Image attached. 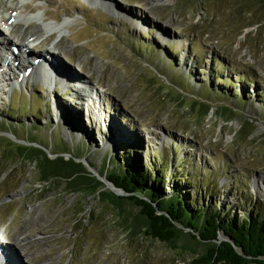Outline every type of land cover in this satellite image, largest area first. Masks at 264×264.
Returning <instances> with one entry per match:
<instances>
[{
	"label": "rangeland",
	"instance_id": "rangeland-1",
	"mask_svg": "<svg viewBox=\"0 0 264 264\" xmlns=\"http://www.w3.org/2000/svg\"><path fill=\"white\" fill-rule=\"evenodd\" d=\"M17 2L0 0V15ZM23 4L35 28L42 26L32 14L45 12L43 22L64 21L67 30L62 65L48 77L25 76L24 66L57 33L30 44L28 60L19 46L15 61L11 47L0 55V264L192 261L189 252L130 236L124 225L138 208L129 201L116 209L97 193L65 191L63 181L41 187L34 164L16 158L18 145L75 158L109 192L101 181L109 155L126 150V162L163 171L166 184L181 182L204 205L239 219L264 213V0ZM24 28L0 23L8 40Z\"/></svg>",
	"mask_w": 264,
	"mask_h": 264
},
{
	"label": "trees",
	"instance_id": "trees-1",
	"mask_svg": "<svg viewBox=\"0 0 264 264\" xmlns=\"http://www.w3.org/2000/svg\"><path fill=\"white\" fill-rule=\"evenodd\" d=\"M250 79L245 78V82ZM223 93L238 98L236 93ZM261 98H264V91ZM13 152L16 158L34 164L41 187L63 181L65 191L95 189L86 171L71 159H49L43 150L33 146L18 145ZM124 153L127 154L126 150ZM124 153L109 155L102 176L127 195L102 193L100 198L116 209L122 208L125 201L138 208L136 216L124 225L130 236L156 240L173 250L189 252L191 264H264V213L248 211L245 218L239 219L218 205H204L197 201L195 194L191 197L184 191L185 185L181 182L170 187L163 171L144 169L139 161L126 162L122 159ZM152 164L149 162V166ZM208 192L210 197L215 189ZM182 239L184 241L180 242ZM199 245L202 246L200 252L196 251Z\"/></svg>",
	"mask_w": 264,
	"mask_h": 264
},
{
	"label": "bare ground",
	"instance_id": "bare-ground-1",
	"mask_svg": "<svg viewBox=\"0 0 264 264\" xmlns=\"http://www.w3.org/2000/svg\"><path fill=\"white\" fill-rule=\"evenodd\" d=\"M7 1L11 2V3L14 2V0H7ZM23 1H25V0H18L17 4L14 7H8L6 9L9 11L8 16H5V15L1 16L0 15V23H3V25H6L8 27V30H10V32H12L14 30V27L17 24H19L20 22L24 23V25H25L23 33L18 32L15 37H13L12 39H9V40L7 37H3L5 34L2 35L0 33V55L1 54L4 55L3 50L5 48L11 47L13 50L11 53L12 59L16 60V55H15L16 46H19L20 49L23 51L22 53H24V55H25L30 50V46H29L30 44L35 43L36 47H40V45L44 41L50 40L49 39L50 36H53L54 33H57V37L59 38L58 42H56L53 45H49V47H45L43 49V51H45L43 57H38L37 55L33 56L32 61L29 62L31 64V66L29 65V63L26 64L27 66H24L23 63L20 62L21 63L20 65L25 67L26 72L28 70L31 71L30 74H28V72H27V74L25 76L29 77V75H30V77H32L34 74L39 73L41 76L45 75L48 77V75L45 72H48L50 74H54V73H56V71L60 67V65H62L61 64L62 62L59 61L60 59L58 58V54L62 53V50L60 48V44L62 42L61 39L64 36V31L67 30L66 25H65L66 23L64 21L63 22L55 21L53 23H48L46 21L43 22L42 21V20H44L43 17L46 16L45 12L43 13V15H41L42 13L38 14V12H37V14H35L36 12L33 13L31 10H29L31 14L33 13L32 16L34 15V18H32V19H36L40 23V25L42 26V27H40L38 25H35L36 27H38V28H35L33 25V24H35L34 21L31 23L30 18H28V17L22 18V13H21L22 10L27 9V6L23 4ZM9 8H11V9H9ZM37 15L39 16V18L37 17ZM29 28L31 30H28ZM1 35H2V38H1ZM38 40H42V41H40L38 43ZM5 44H9V46L7 47ZM28 55L27 54L25 55L24 60H28L27 59ZM45 56L53 58V60L49 58V62H48L45 60L46 59ZM56 59H58V60H56ZM88 86L94 90L93 85L89 84ZM17 239L18 238H16L15 240H17ZM15 248L17 249V247H15ZM15 253H16V256H15L16 261L19 262L20 254L18 252H16V250H15Z\"/></svg>",
	"mask_w": 264,
	"mask_h": 264
},
{
	"label": "water",
	"instance_id": "water-1",
	"mask_svg": "<svg viewBox=\"0 0 264 264\" xmlns=\"http://www.w3.org/2000/svg\"><path fill=\"white\" fill-rule=\"evenodd\" d=\"M33 147H35V146H33ZM36 148L43 150L44 153H45V155L47 156L45 149H43L42 147H36ZM47 157H48V156H47ZM57 157H62V158L64 159L63 156H57ZM57 157H56V158H57ZM48 158H49V157H48ZM49 159H50V158H49ZM54 159H55V158H54ZM70 159L73 160L74 162L80 164V166H78V167L81 168L83 171H86V175H87V177L91 178L92 184L95 186V189H93V190H91V189H87L86 192L94 193V194L97 193L99 196H100L102 193H110V194H112L113 196H124V195H127V194H125L121 189H119L118 187L114 186L112 183H110L109 181H107L105 178H102L101 181H103V182L107 185V187L109 188L110 192L104 190V189H103V186H102V184H101V182H99L98 179H97L96 177L92 176L91 173H89L88 169L85 168V166H84L82 163L76 161L75 158H73V157H72V158H68V159H64V160H65V161H68V160H70ZM92 179H93L94 181H97V182H94ZM108 184H109L110 186H109ZM98 185H99V187H98ZM97 187H98V188H97Z\"/></svg>",
	"mask_w": 264,
	"mask_h": 264
}]
</instances>
